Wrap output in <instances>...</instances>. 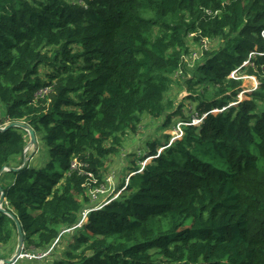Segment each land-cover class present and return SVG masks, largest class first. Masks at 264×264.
<instances>
[{
	"label": "trees",
	"instance_id": "16d2710c",
	"mask_svg": "<svg viewBox=\"0 0 264 264\" xmlns=\"http://www.w3.org/2000/svg\"><path fill=\"white\" fill-rule=\"evenodd\" d=\"M203 39L214 47L188 66ZM244 71L259 84L237 102ZM177 79L200 123L181 113L182 138L146 142L150 162L132 161L120 193L41 264H264V0H0V124L26 122L48 145L44 165L35 152L0 175L24 252L79 222L142 119L180 114L166 96ZM28 141L0 131V170L23 163ZM15 235L0 210V245Z\"/></svg>",
	"mask_w": 264,
	"mask_h": 264
},
{
	"label": "rangeland",
	"instance_id": "374dc122",
	"mask_svg": "<svg viewBox=\"0 0 264 264\" xmlns=\"http://www.w3.org/2000/svg\"><path fill=\"white\" fill-rule=\"evenodd\" d=\"M215 45V42L209 41L208 49L211 50ZM210 48V49H209ZM196 50L199 51V56L202 58V53L199 49L196 48V44L194 42L191 43V53L195 52ZM205 53V52H204ZM189 60H192V57L188 55ZM247 65L251 64V62H245ZM43 72V71H42ZM235 75V76H234ZM234 75H231L232 77H237V73H234ZM241 77L243 78L242 83V91L238 94L237 102L247 99L250 97L251 91L256 88L259 84L258 79L255 75L247 73V72H241ZM180 76V75H179ZM178 76V78H179ZM182 78V77H181ZM183 79H177V82L174 83V85L171 86L170 91L167 93V98L173 99L175 101V105L177 108H182L181 110H177L180 114L175 115L174 120L171 121V124L169 126H165V117L159 118V119H152L145 117L142 119V124L140 126V131L136 134L134 132H128L126 135L123 136V147L122 152L120 154L113 155L109 160H107V170L108 172L103 177V182L105 181L104 185L100 189V192L105 193L101 194L96 202H102L106 199H109L111 197H116L120 193V186L122 182L124 181V184L128 183L129 177L131 175V166L132 161L136 162V164H146L147 162H150L151 158L143 159L142 157L147 154V143L148 141L153 140L156 138V136L161 137L160 139L165 140L164 135L168 134L169 136H172L171 141L175 140L176 138L180 139L183 135L182 129H177L179 126H181L182 123L179 124L178 121L185 120L182 118V114L185 116H194L195 123L194 125H198L201 121V117L197 116L198 111L195 110L196 106L193 102H191L188 97V92L186 88L182 87ZM236 103V102H235ZM231 103V104H235ZM230 104V105H231ZM215 108L212 110L214 114L220 112ZM182 113V114H181ZM145 116V115H143ZM1 118L7 119V107L6 105L0 100V122ZM9 123V122H8ZM197 123V124H196ZM183 126V125H182ZM182 128V127H181ZM152 138V139H149ZM37 150V151H36ZM35 154L34 158H31V156ZM26 156L30 159L28 161L31 165L40 167L41 165H44L47 158H48V145L44 143L42 140L37 139V148L35 150L29 149ZM144 160V161H143ZM141 165V166H142ZM12 180V176L8 175L7 178L3 180V183L8 184ZM103 207V206H102ZM101 207V208H102ZM82 227L68 230L62 233L61 239L57 243L55 252L57 254L48 255L46 258L43 259H31V258H20L17 260V264H41V263H49L54 260V257L64 255L63 251L69 248V243L76 240V235L80 233ZM68 229V228H67ZM65 230V229H64ZM18 244V236L15 235L13 239L6 243L0 245V254L4 259H7L10 254L11 257H13V254H15ZM53 248V250H54ZM9 259V258H8Z\"/></svg>",
	"mask_w": 264,
	"mask_h": 264
},
{
	"label": "built area",
	"instance_id": "2783aa9c",
	"mask_svg": "<svg viewBox=\"0 0 264 264\" xmlns=\"http://www.w3.org/2000/svg\"><path fill=\"white\" fill-rule=\"evenodd\" d=\"M209 41H210L209 39H203L201 45L199 47H196L197 49H199L201 51L202 55L204 54L205 50L208 49ZM190 56L192 57V60L191 61L189 60V58H188L189 56L188 55H186V57H183V60H184V62H187L188 66H193L194 61L196 59H199L200 58L199 51L196 50L195 52H192L190 54ZM218 111H221V110H218ZM194 121H195V118L192 119V122H194ZM180 123H182V122H179V124ZM6 124L7 123L0 124V127L5 126ZM177 129H181V126H179ZM77 165H78V162L75 160L72 163V168H75ZM90 176L93 177L92 174ZM107 178L105 179V181L107 180ZM92 181H93V184L90 185V187H89V193L91 195V198H92L91 203H93V205L92 206L85 207L83 209V211H82L81 218H80L79 222L76 225L72 226L71 228H68V229L63 230L61 232V235L65 231L82 227L86 223V221L88 220V213L90 211H92L94 209L101 208L102 206L106 205L108 202H110L114 198V197H111V198L106 199V200H104L102 202H96L97 199H98V197L101 194H103V193L106 192V190L104 192H100V189L104 185L105 181L101 183L100 182V179H96L94 177H93ZM58 240H59V238L57 240H55L54 244ZM54 244L48 250H46V251H40V252L38 251V252H35V253H32V252H24L23 251V253L17 258V260H19L20 258H31V259H43V258H46L51 253ZM0 264H8V263H4L3 261H0Z\"/></svg>",
	"mask_w": 264,
	"mask_h": 264
},
{
	"label": "water",
	"instance_id": "95a60500",
	"mask_svg": "<svg viewBox=\"0 0 264 264\" xmlns=\"http://www.w3.org/2000/svg\"><path fill=\"white\" fill-rule=\"evenodd\" d=\"M11 127H19L25 131H27V134L29 135V141L26 145L25 148V157L23 160V163L19 166V167H9V166H4L1 170H0V175L4 172V171H18L20 169H22L27 161H28V157L26 156L27 152L29 149H33L35 150L37 148V138H36V133L35 130L26 122L23 121H11L9 123H7L5 126L0 127V131L3 132ZM0 210L5 213L8 214L9 216H11L17 225V233H18V244H17V249L15 254L13 255V257L9 258V259H5L3 262L4 263H8V264H12L14 263L17 258L23 253L24 251V231L22 228V224L19 220V218L12 212L9 211L7 208L4 207V201H5V191L3 189V187L0 184Z\"/></svg>",
	"mask_w": 264,
	"mask_h": 264
},
{
	"label": "crops",
	"instance_id": "0c3cea01",
	"mask_svg": "<svg viewBox=\"0 0 264 264\" xmlns=\"http://www.w3.org/2000/svg\"><path fill=\"white\" fill-rule=\"evenodd\" d=\"M11 255H12V254H10L8 258H11ZM13 255H14V254H13ZM8 258H7V259H8ZM4 260H5L4 257H2L1 254H0V261H4Z\"/></svg>",
	"mask_w": 264,
	"mask_h": 264
},
{
	"label": "clouds",
	"instance_id": "9594fccd",
	"mask_svg": "<svg viewBox=\"0 0 264 264\" xmlns=\"http://www.w3.org/2000/svg\"><path fill=\"white\" fill-rule=\"evenodd\" d=\"M191 122H192V120H191ZM192 123H193V122H192ZM24 249H25V248H24ZM15 263H17V260L14 262V264H15Z\"/></svg>",
	"mask_w": 264,
	"mask_h": 264
}]
</instances>
